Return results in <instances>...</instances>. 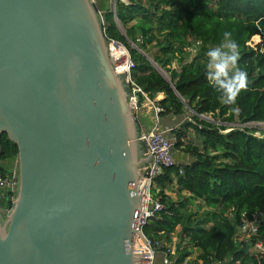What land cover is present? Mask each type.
Segmentation results:
<instances>
[{
	"label": "water",
	"instance_id": "95a60500",
	"mask_svg": "<svg viewBox=\"0 0 264 264\" xmlns=\"http://www.w3.org/2000/svg\"><path fill=\"white\" fill-rule=\"evenodd\" d=\"M94 4L0 0V134L18 148L0 264L140 260L137 183L150 156Z\"/></svg>",
	"mask_w": 264,
	"mask_h": 264
},
{
	"label": "trees",
	"instance_id": "16d2710c",
	"mask_svg": "<svg viewBox=\"0 0 264 264\" xmlns=\"http://www.w3.org/2000/svg\"><path fill=\"white\" fill-rule=\"evenodd\" d=\"M126 1L116 0L115 12L108 0L94 4L103 11L108 41H120L129 49L136 62L133 79L151 99L165 94L156 102L161 116L191 111L190 120L173 130L174 150L189 156L190 162L162 168L155 180L160 192H152L165 207L146 223L145 235L170 255L167 244L180 229L181 255L173 264H182L191 254L188 246L181 249L185 241L200 251L202 264H264V255L250 250L258 241L264 245V132L258 136L246 125L264 122V0ZM225 31L238 45L235 68L246 72L245 86L232 104L225 103L208 80L207 46H221ZM197 42L200 50L189 57ZM149 51L169 71V78L152 65ZM174 62L178 68L171 67ZM138 124L140 132L142 123ZM0 145L2 159L18 156L17 145L6 133L0 134ZM143 147L141 143V151ZM174 182L179 187L177 200L164 191ZM195 201L208 209L206 219L193 211ZM243 214L258 223L257 233L248 241L236 238Z\"/></svg>",
	"mask_w": 264,
	"mask_h": 264
},
{
	"label": "built area",
	"instance_id": "2783aa9c",
	"mask_svg": "<svg viewBox=\"0 0 264 264\" xmlns=\"http://www.w3.org/2000/svg\"><path fill=\"white\" fill-rule=\"evenodd\" d=\"M92 1L96 3V0ZM115 8L116 0H111V9H113L114 12ZM98 14L105 32L103 11H98ZM108 43L114 59L115 68L124 77L126 84L131 90L129 100L134 112L136 113L140 109L137 106L139 101H141V103L148 101L149 105L153 108L155 118L158 120L162 109L155 103V100L151 99L134 81L133 71L136 69V62L133 60L129 49L126 45L117 40L111 39ZM197 44H199V42H197ZM190 50L192 51V49ZM140 95L143 96V100L140 99ZM203 117L205 118L206 116ZM206 118H208V116ZM188 119L190 120V118ZM252 124H262L264 126V122H251L246 125L251 126ZM139 140L144 146L145 155L150 156V160L141 167L140 178L137 183V190L142 197V207L138 213L136 223V228L140 233L136 234L135 239V245L137 244L136 251L140 255V260L136 264H155L156 248L159 247V244L157 242H152L145 235L143 228L151 218L155 217L157 213L165 207L164 204L154 196L152 188L156 178L162 173L163 167H171L178 164L173 157L175 137L171 135L168 130L161 129L156 124L149 130H141ZM7 159H2V147L0 145V165L4 167V172H0V213L2 215H6L10 211L16 198L18 184L16 176L18 172V158L15 157L13 160ZM257 224L256 221L248 220L243 214L240 224L237 227V240H249L251 236L257 233ZM252 247L254 250H257L255 254L264 255V245L261 241L254 243ZM166 262H168L167 258Z\"/></svg>",
	"mask_w": 264,
	"mask_h": 264
},
{
	"label": "clouds",
	"instance_id": "9594fccd",
	"mask_svg": "<svg viewBox=\"0 0 264 264\" xmlns=\"http://www.w3.org/2000/svg\"><path fill=\"white\" fill-rule=\"evenodd\" d=\"M209 62L207 68L208 80L215 89L222 94L225 103L232 104L240 89L245 86L246 72L236 69L231 77L228 76L230 68H235L239 59L238 45L231 40V33H223V42L220 47L212 48L206 53ZM225 77V79H221Z\"/></svg>",
	"mask_w": 264,
	"mask_h": 264
},
{
	"label": "rangeland",
	"instance_id": "374dc122",
	"mask_svg": "<svg viewBox=\"0 0 264 264\" xmlns=\"http://www.w3.org/2000/svg\"><path fill=\"white\" fill-rule=\"evenodd\" d=\"M113 6V5H112ZM121 30L123 31L124 33V29L121 27ZM260 39L258 38H254L253 39V42L254 43H257L259 42ZM217 47H220V46H213V45H208L207 46V52L208 50L212 49V48H217ZM191 49V48H190ZM198 50H200V44H196L195 46L192 47V52L188 55L189 57L192 55V54H195ZM139 52L141 53H144L143 50H141L140 48L138 49ZM147 54V57L149 58V60L151 61L152 65L162 74L164 75L166 78H169V71H167L166 69H163L160 65H158L154 59H153V55H151V51H149ZM188 57V58H189ZM209 59V58H208ZM177 63L174 62L172 64V68H177ZM230 72H235L236 71V68H230L229 69ZM228 71V72H229ZM159 94V93H158ZM157 94V95H158ZM157 97V96H156ZM155 97V98H156ZM154 98V99H155ZM156 103V101H155ZM146 104H149L148 101L146 102ZM157 104V103H156ZM186 117L184 119V121H186V119L190 118V115H191V111L190 110H187L186 112ZM208 119L210 120H213L211 116H208ZM189 120V119H188ZM139 125V124H138ZM250 128H255L257 131H256V135L258 136H261L263 135L262 132H264V126L261 124V125H256V124H252L251 126H249ZM261 133V134H260ZM191 134V133H190ZM192 135V134H191ZM195 141V140H194ZM144 148V147H143ZM178 186L177 184H175V182L171 185H166L165 187V193L171 198V199H174V200H177L179 199V194H178ZM160 189H161V186L158 185L157 182H155L153 184V188H152V191L156 194H158V192H160ZM199 205V201H195L194 204H192V208H193V211H196L198 216L201 217L202 216V219H206L207 217V210L206 208H202V207H198ZM210 224V223H209ZM179 231L180 229L178 228V231L175 232L174 234L171 235L170 237V243L167 244V247L170 249V255H167L165 252H163L161 249H160V246L156 248V258H155V264H173L174 262V259L178 256L181 255V253L178 252L177 250V246L179 245L180 243V239H179ZM241 239H238V241H240ZM248 241V240H247ZM181 249L188 246L190 249H191V254L188 255L187 257H185V260L182 264H190L191 262H195L197 261L198 264H202V260L198 259V256L200 254V251L198 249H196L195 247H191L190 245H187V242H183L181 243ZM250 250L252 251V253L255 254V252H257V250L251 246L250 247ZM166 258L168 260V262H166ZM212 264H219V263H212Z\"/></svg>",
	"mask_w": 264,
	"mask_h": 264
},
{
	"label": "crops",
	"instance_id": "0c3cea01",
	"mask_svg": "<svg viewBox=\"0 0 264 264\" xmlns=\"http://www.w3.org/2000/svg\"><path fill=\"white\" fill-rule=\"evenodd\" d=\"M124 2L128 3L126 0ZM108 3L109 6L111 7V0L110 1L108 0ZM163 98H165V94L159 93L154 100L158 102ZM185 115L186 113L181 115H174V114H166L162 116L159 115L157 120L155 118L153 108L149 104H146V102H143L141 108L136 112L138 122L142 123L141 124L142 130H149L154 125L157 124V126L160 127L161 129L168 130L169 133H171V135H173V130L179 129L183 125L184 119L187 118ZM191 134H189V140L193 137L192 132ZM143 152H144V148H143ZM173 157L177 163L184 164L190 162V157L177 149L173 151Z\"/></svg>",
	"mask_w": 264,
	"mask_h": 264
},
{
	"label": "bare ground",
	"instance_id": "6f19581e",
	"mask_svg": "<svg viewBox=\"0 0 264 264\" xmlns=\"http://www.w3.org/2000/svg\"><path fill=\"white\" fill-rule=\"evenodd\" d=\"M135 249L137 250V244L135 245ZM138 251H139V248H138Z\"/></svg>",
	"mask_w": 264,
	"mask_h": 264
}]
</instances>
